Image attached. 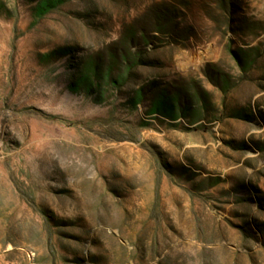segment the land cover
<instances>
[{
	"label": "rangeland",
	"instance_id": "obj_1",
	"mask_svg": "<svg viewBox=\"0 0 264 264\" xmlns=\"http://www.w3.org/2000/svg\"><path fill=\"white\" fill-rule=\"evenodd\" d=\"M0 264H264V0H0Z\"/></svg>",
	"mask_w": 264,
	"mask_h": 264
}]
</instances>
